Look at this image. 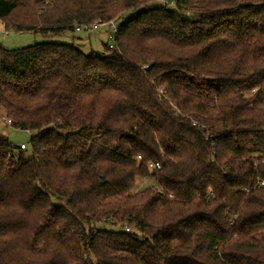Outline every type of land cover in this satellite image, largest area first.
Wrapping results in <instances>:
<instances>
[{
	"label": "trees",
	"instance_id": "16d2710c",
	"mask_svg": "<svg viewBox=\"0 0 264 264\" xmlns=\"http://www.w3.org/2000/svg\"><path fill=\"white\" fill-rule=\"evenodd\" d=\"M160 1L0 0V264H264V0Z\"/></svg>",
	"mask_w": 264,
	"mask_h": 264
},
{
	"label": "rangeland",
	"instance_id": "374dc122",
	"mask_svg": "<svg viewBox=\"0 0 264 264\" xmlns=\"http://www.w3.org/2000/svg\"><path fill=\"white\" fill-rule=\"evenodd\" d=\"M160 2H164V0H161ZM168 5L171 6L172 4L168 3ZM116 21L118 22L117 19ZM9 36H14V35L12 33V35L10 34ZM27 36H29L30 39L38 38L39 39L38 41H42V35L36 36V34L34 33H29ZM51 39L56 42H61V43H65L68 45H74L78 49L82 50L84 53L89 54L93 49L98 50L99 52H102L105 50L104 46L102 45V41L106 42L107 32L105 31L104 27H101L96 32H93L91 34L77 33L75 31L73 32L70 31V32H65L60 35H56L55 37ZM24 46L12 47L10 49H15V48L24 47ZM5 122H6V116L1 114L0 116V136L4 135L8 137L10 142L16 147L17 146L19 147L23 143L27 146L26 149L24 150H21L20 147L17 150H15L13 153V157L16 159H20V160H25L27 157H31L33 153L31 139L36 134V131H29V130L22 129V128H14L13 126H10ZM150 186H154L155 188L161 190L159 185L151 177H138L136 180V185L132 189V192L140 193ZM55 202L57 205L61 203V201L60 202L55 201ZM101 226L109 227V228H113L117 230H121L122 228L125 229L124 224L117 220H112L108 223L101 224Z\"/></svg>",
	"mask_w": 264,
	"mask_h": 264
},
{
	"label": "built area",
	"instance_id": "2783aa9c",
	"mask_svg": "<svg viewBox=\"0 0 264 264\" xmlns=\"http://www.w3.org/2000/svg\"><path fill=\"white\" fill-rule=\"evenodd\" d=\"M167 5L169 2L164 1ZM172 4V3H171ZM173 5V4H172ZM118 26L119 23L116 20H110V21H104L101 19H97L92 23H78L75 24V30L77 32H85V33H92V32H96L98 29H100L101 27H104L105 29L109 30V32H107V38H108V43H109V47H113L114 46V42L116 39V33L118 30ZM102 53H106V51H102ZM8 125L12 124V121L10 119H6V122ZM212 135L209 134L208 138H211ZM26 145L23 143L20 145V149H26ZM140 158V156H139ZM148 167L152 170H157L161 168V163L156 161V162H150L148 164ZM256 186H264V181H259L257 183ZM124 226L126 231L130 230V226L128 225L127 222H124Z\"/></svg>",
	"mask_w": 264,
	"mask_h": 264
},
{
	"label": "crops",
	"instance_id": "0c3cea01",
	"mask_svg": "<svg viewBox=\"0 0 264 264\" xmlns=\"http://www.w3.org/2000/svg\"><path fill=\"white\" fill-rule=\"evenodd\" d=\"M10 34L12 35V33H8L5 30V25L0 20V42L4 46H6L8 48L24 46V45H28V44L33 43L35 40V39H30L29 36H27L29 33L13 34L14 36H9ZM13 37H15V38H13Z\"/></svg>",
	"mask_w": 264,
	"mask_h": 264
}]
</instances>
